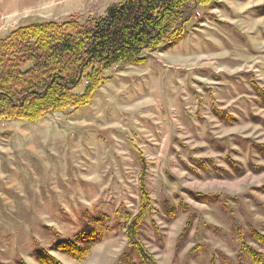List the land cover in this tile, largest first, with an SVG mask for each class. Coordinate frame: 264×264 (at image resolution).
Returning a JSON list of instances; mask_svg holds the SVG:
<instances>
[{"label":"rangeland","instance_id":"374dc122","mask_svg":"<svg viewBox=\"0 0 264 264\" xmlns=\"http://www.w3.org/2000/svg\"><path fill=\"white\" fill-rule=\"evenodd\" d=\"M120 1L70 0L49 17L85 22ZM144 57L105 71L87 105L0 120V264H43L40 250L63 264H143L126 234L142 188L140 238L158 264L264 253L252 238L264 233V0H212L180 40ZM91 226L100 234L86 259L57 248L85 245Z\"/></svg>","mask_w":264,"mask_h":264},{"label":"trees","instance_id":"16d2710c","mask_svg":"<svg viewBox=\"0 0 264 264\" xmlns=\"http://www.w3.org/2000/svg\"><path fill=\"white\" fill-rule=\"evenodd\" d=\"M211 2L121 0L111 4L101 17L90 16L85 22L70 15L63 20L31 21L12 27L7 36H0V120L35 122L52 112L89 104L107 80L105 71L117 63L142 64L145 51L180 40L197 8ZM81 86L84 91L77 93ZM258 91L264 103V91ZM259 146L264 153V143ZM142 191V207L126 228L127 245L143 264H158L140 238L149 207L147 193ZM193 195L206 202L218 196ZM99 234L100 230L91 226L81 236L85 245L68 240L59 242L57 248L82 261L91 253ZM252 238L264 246V233L253 230ZM244 249L252 264H264L263 252L251 246ZM37 257L43 264H63L45 250Z\"/></svg>","mask_w":264,"mask_h":264},{"label":"crops","instance_id":"0c3cea01","mask_svg":"<svg viewBox=\"0 0 264 264\" xmlns=\"http://www.w3.org/2000/svg\"><path fill=\"white\" fill-rule=\"evenodd\" d=\"M70 0H0V36L18 24L50 20L71 12ZM56 19V18H55Z\"/></svg>","mask_w":264,"mask_h":264}]
</instances>
